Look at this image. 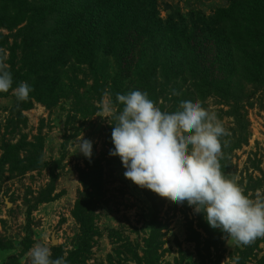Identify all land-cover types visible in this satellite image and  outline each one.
<instances>
[{"label": "trees", "instance_id": "16d2710c", "mask_svg": "<svg viewBox=\"0 0 264 264\" xmlns=\"http://www.w3.org/2000/svg\"><path fill=\"white\" fill-rule=\"evenodd\" d=\"M200 2L193 0L191 5L200 6ZM155 3L0 0V63L12 73L13 88L22 82L32 87L28 100L23 102L11 94V89L0 93V100L13 101L10 115L21 122L22 112L33 101L49 108L71 101L73 119L78 117L83 125L101 110L104 98L115 110H122L123 105L116 102L118 93L147 92L162 111L169 112L177 110L186 98L203 104L215 97L230 106L239 131L236 141H244L245 107H252V94L264 91V0H228L210 16L190 6V13L171 10L165 19L159 17ZM99 54L113 60L114 75L110 78L95 67ZM73 67L82 71L81 79L70 71ZM247 88L255 91L248 93ZM20 122L8 120L6 132L12 134ZM116 122L110 117L109 125L102 129V154L82 157L84 167L78 171L82 191L74 212L81 223L89 220V212L102 199L105 168L110 163L121 166L118 157L109 156ZM24 144L22 138L15 150L10 144L2 146L5 153L0 160V176L6 166L10 174L41 166L30 158L21 159L19 151ZM220 164L227 175L226 158H221ZM53 183L48 184L42 198L53 192ZM152 194L144 191L153 212L145 247L155 242L151 238L162 227L158 219L161 196L154 198ZM198 217L197 227L216 243L220 234L201 220L203 215ZM185 220L186 235L199 236L192 229L193 221L187 217Z\"/></svg>", "mask_w": 264, "mask_h": 264}, {"label": "rangeland", "instance_id": "374dc122", "mask_svg": "<svg viewBox=\"0 0 264 264\" xmlns=\"http://www.w3.org/2000/svg\"><path fill=\"white\" fill-rule=\"evenodd\" d=\"M192 2L156 0L155 6L162 19L171 10L186 14L193 8L210 16L227 5L228 0H201L200 6H193ZM95 64L103 75L109 78L114 75L113 60L109 56L99 54ZM72 69L75 68L70 71H75L81 79L82 71ZM251 98L252 107H245V139L238 143L239 131L233 113L229 112L230 106L215 97L207 98L202 106L214 111L230 133L221 138L222 158L229 164L227 176L256 199L264 197V91L255 92ZM70 102L49 108L33 101L22 112L24 121L20 122L14 114L10 115L12 99L0 100V160L5 153L3 145L10 144L15 150L25 138L19 156L41 163L38 168L30 167L15 174H10L6 166L0 176V264H31L30 249L36 244L49 246L51 258L64 257L67 264H147L151 261L231 264L236 256L240 257L239 264H264V237L248 246H238L232 238L215 229L220 238L213 243L197 227L198 215L203 214H195L187 204H177L164 197L160 198L158 215L162 227L151 238L155 242L145 247L153 212L144 191L150 190L126 179L122 164L110 163L105 168L102 199L89 212V220L81 223L76 219L75 202L82 191L78 171L84 167V156L77 152L76 142L83 135L93 142L92 156L102 154V129L109 125L110 119L105 117L103 106L110 101L104 98L101 110L83 121V125L78 117L73 119ZM8 120L20 122L12 134L6 132ZM50 182L53 192L42 198ZM152 196L156 198L157 194ZM186 217L193 221L192 229L199 236L186 235Z\"/></svg>", "mask_w": 264, "mask_h": 264}, {"label": "clouds", "instance_id": "9594fccd", "mask_svg": "<svg viewBox=\"0 0 264 264\" xmlns=\"http://www.w3.org/2000/svg\"><path fill=\"white\" fill-rule=\"evenodd\" d=\"M10 89L20 102L32 91L27 82L13 88L12 73L0 63V93ZM116 102L122 110L108 102L103 111L117 121L109 156L119 157L126 179L177 204L186 203L238 246L264 237V197L252 199L222 171L221 138L230 133L214 111L191 98L175 111H162L140 90L118 93ZM76 144L77 152L90 159L93 142L81 135ZM30 257L31 264H67L64 257L52 259L50 247L42 244L30 249ZM239 261L236 256L231 264Z\"/></svg>", "mask_w": 264, "mask_h": 264}, {"label": "water", "instance_id": "95a60500", "mask_svg": "<svg viewBox=\"0 0 264 264\" xmlns=\"http://www.w3.org/2000/svg\"><path fill=\"white\" fill-rule=\"evenodd\" d=\"M52 242H54V240H52Z\"/></svg>", "mask_w": 264, "mask_h": 264}]
</instances>
